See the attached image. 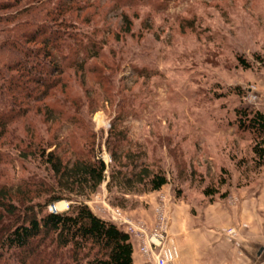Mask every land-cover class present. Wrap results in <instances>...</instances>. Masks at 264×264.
<instances>
[{
  "label": "rangeland",
  "instance_id": "374dc122",
  "mask_svg": "<svg viewBox=\"0 0 264 264\" xmlns=\"http://www.w3.org/2000/svg\"><path fill=\"white\" fill-rule=\"evenodd\" d=\"M45 31L67 39L60 52L66 72L46 100L49 108L37 104L0 141V186L51 184L36 157L56 145L66 158L92 152L111 167L106 141L116 120L133 147L167 173L158 203L167 197L170 226L175 201L201 206L211 199L206 190L218 191L216 200L262 182L252 140L237 134L233 122L237 108L264 113V66L255 62V55L264 58V0H0V72L12 57L9 44L35 51L41 45L29 37ZM79 41L100 52L83 73L74 68L86 59ZM149 195L129 197L119 208L150 229L154 224L132 214ZM117 197L106 182L84 201L102 209L105 199L118 207ZM70 204L46 211L63 213ZM17 254L3 260L21 264Z\"/></svg>",
  "mask_w": 264,
  "mask_h": 264
},
{
  "label": "trees",
  "instance_id": "16d2710c",
  "mask_svg": "<svg viewBox=\"0 0 264 264\" xmlns=\"http://www.w3.org/2000/svg\"><path fill=\"white\" fill-rule=\"evenodd\" d=\"M48 30L54 34L53 29ZM28 37L29 34L23 36L25 40ZM29 40L41 48L28 51L21 43L9 44L12 57L6 60L0 72L3 83L0 84V141L14 134L12 125L26 120L39 108L35 107L37 104L49 108L46 100L61 86L66 72L65 57L60 54L61 41L67 42L66 38L48 36L45 31ZM79 43L83 44L86 59L76 63L74 68L83 73L87 59H98L100 52L89 42ZM255 58L256 63L264 66L263 57L255 55ZM239 63L245 70L250 68L241 58ZM234 112L233 126L237 134L251 138L253 164L261 170L264 168V113L239 108ZM119 124L117 120L113 122L106 141L111 167L92 152L74 151L66 158L56 145L51 151L50 148L42 149L36 157L51 174V184L36 186L22 182L16 186H0V264H8L3 260L6 253L14 255L16 252L21 264H31L35 260H40V264L134 263L129 235L98 217L84 199L94 195L107 182L110 193L121 195L115 198L114 204L123 209L127 206V198L159 192L169 179L164 169L149 161L144 148L133 147L126 129L118 130ZM217 193L206 190L204 195L213 202ZM227 196L222 194L220 199ZM40 199L43 201L38 202ZM64 200L71 203L66 212L46 211Z\"/></svg>",
  "mask_w": 264,
  "mask_h": 264
},
{
  "label": "crops",
  "instance_id": "0c3cea01",
  "mask_svg": "<svg viewBox=\"0 0 264 264\" xmlns=\"http://www.w3.org/2000/svg\"><path fill=\"white\" fill-rule=\"evenodd\" d=\"M161 193L141 198L145 206L133 217L153 225ZM171 218L170 236L180 251L175 264H264V176L258 185L201 206L175 201ZM131 242L133 264H146Z\"/></svg>",
  "mask_w": 264,
  "mask_h": 264
},
{
  "label": "built area",
  "instance_id": "2783aa9c",
  "mask_svg": "<svg viewBox=\"0 0 264 264\" xmlns=\"http://www.w3.org/2000/svg\"><path fill=\"white\" fill-rule=\"evenodd\" d=\"M96 198L101 200L99 196ZM103 203L105 207L102 209L93 207L92 201L87 204L98 217L129 235L146 264H175L179 260L180 251L170 236L171 209L166 196L160 198L155 209V222L150 229L129 219L123 210L111 206L106 199Z\"/></svg>",
  "mask_w": 264,
  "mask_h": 264
}]
</instances>
